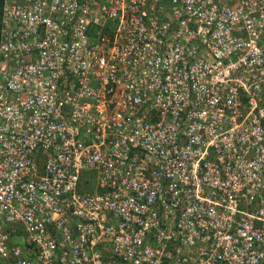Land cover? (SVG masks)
Masks as SVG:
<instances>
[{
    "label": "built area",
    "instance_id": "2783aa9c",
    "mask_svg": "<svg viewBox=\"0 0 264 264\" xmlns=\"http://www.w3.org/2000/svg\"><path fill=\"white\" fill-rule=\"evenodd\" d=\"M0 264H264V0H3Z\"/></svg>",
    "mask_w": 264,
    "mask_h": 264
},
{
    "label": "trees",
    "instance_id": "16d2710c",
    "mask_svg": "<svg viewBox=\"0 0 264 264\" xmlns=\"http://www.w3.org/2000/svg\"><path fill=\"white\" fill-rule=\"evenodd\" d=\"M2 4H3V0H0V13H1V9H2ZM1 59V57H0Z\"/></svg>",
    "mask_w": 264,
    "mask_h": 264
}]
</instances>
